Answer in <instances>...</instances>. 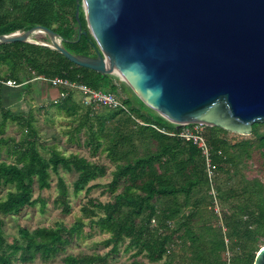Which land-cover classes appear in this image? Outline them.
Segmentation results:
<instances>
[{"label":"trees","instance_id":"1","mask_svg":"<svg viewBox=\"0 0 264 264\" xmlns=\"http://www.w3.org/2000/svg\"><path fill=\"white\" fill-rule=\"evenodd\" d=\"M75 9L76 0H0V34L40 24L57 32L67 50L94 56L97 44L81 8L77 40ZM41 40L48 42L47 36ZM39 77L58 89L49 107L66 116L67 142L90 156L103 154L113 165L104 187L109 199L88 195L96 186L90 182L105 175L106 166L42 141L32 112L2 103L0 84V215L20 214L36 204L44 212L50 200L33 195L35 189L51 188L52 172L57 175L52 206L69 214L70 187L59 169L75 173L74 195L88 196L72 224L20 225L11 242L0 216V264L47 262L65 253L85 227L107 234L100 241L107 250L67 252L63 264H108L121 247L130 252L127 264H254L264 245V122H254L249 134L203 127L218 214L201 150L179 137L180 127L146 105L125 81L42 44L0 43V79L30 90ZM55 77L109 92L121 105L85 104L78 88L53 85ZM9 123L17 125L19 137L6 134Z\"/></svg>","mask_w":264,"mask_h":264},{"label":"water","instance_id":"2","mask_svg":"<svg viewBox=\"0 0 264 264\" xmlns=\"http://www.w3.org/2000/svg\"><path fill=\"white\" fill-rule=\"evenodd\" d=\"M97 44L94 56L67 50L36 24L0 43L51 47L80 66L125 81L177 126L202 123L249 134L264 122V0H76ZM43 33L48 42L33 41ZM254 264H264V245Z\"/></svg>","mask_w":264,"mask_h":264},{"label":"rangeland","instance_id":"3","mask_svg":"<svg viewBox=\"0 0 264 264\" xmlns=\"http://www.w3.org/2000/svg\"><path fill=\"white\" fill-rule=\"evenodd\" d=\"M44 36L43 33H35L32 35V39L33 41L44 42L41 40ZM42 78L43 77H39L38 79L33 80L31 82L30 90L27 89L26 84L24 83L17 86L3 85L4 87H10L4 88L3 93L9 91L10 95H13L6 96L5 99L2 97V103L16 112H22L25 114L32 112L33 116L36 118L35 123L36 126H38L42 141L55 144L58 149L66 154L77 152L79 155H84L93 160H97L99 163H103L106 166V173L95 181L90 182V184H96V186L91 189L88 195L94 196L103 202L107 201L109 199V194L104 191V187L111 178L113 165L103 154L99 157L90 156L87 149L76 147L67 142L66 135L64 134L66 128L64 120L66 119V116L63 113H58L54 107H49L50 102L55 100L58 95V89L56 87L48 86V83ZM6 134L14 135L17 138L20 135V131L15 123H9L6 126ZM59 170L60 175L70 187L69 198L72 205L71 212L69 214H63L58 208L52 206L51 200L55 195V183L57 179V175L52 172L51 188L42 191L37 189L34 190V197L41 195L50 200L46 205L44 212L40 210L39 204H36L34 207L23 209L20 214L0 215L4 219V232L9 242L17 236V228L20 225H25L29 228L38 225H56L57 223L70 225L76 217L81 216L80 205L86 201L88 196L85 191L80 192L78 195H74L71 183L75 177V173H70L63 169ZM106 236V233L99 232L97 229L90 230L88 227H85L83 236L69 245L65 253H77L80 251L91 252L94 250L104 253L107 248L103 247L100 244V241ZM122 249L123 247H121L120 253L117 256L109 260L108 264H127L130 252H124ZM65 253L60 254L47 262L36 259L33 262L25 264H63L62 257Z\"/></svg>","mask_w":264,"mask_h":264},{"label":"built area","instance_id":"4","mask_svg":"<svg viewBox=\"0 0 264 264\" xmlns=\"http://www.w3.org/2000/svg\"><path fill=\"white\" fill-rule=\"evenodd\" d=\"M50 82L53 85L63 84L74 88H78L83 94V101L85 104L101 103V104H106L110 107H116L121 105L117 97H115L113 94L109 92L92 89L87 85L80 83H72L67 80H62L61 78L58 77L51 79ZM0 84L5 86H17L20 85L21 83H15V81H13L12 79H0ZM204 126L205 125L202 123L182 124L179 125L180 129L177 132V135L181 137L183 140L190 141L192 144H194L201 150V153L205 159L206 172L211 186L210 193L214 198V204H215L214 209L218 214H220V208L216 198V192L214 190V181H213L214 172H215L214 165L210 160L209 145L206 141L205 136L203 135ZM170 134L173 135L175 134V132H170Z\"/></svg>","mask_w":264,"mask_h":264},{"label":"crops","instance_id":"5","mask_svg":"<svg viewBox=\"0 0 264 264\" xmlns=\"http://www.w3.org/2000/svg\"><path fill=\"white\" fill-rule=\"evenodd\" d=\"M4 88H10V87H2V90H1V96L3 97V99H5L6 96H11V95H13V94L10 95V92H9V91H7V92L5 91L6 93H5V92L3 93V89H4ZM11 88H12V87H11ZM17 94H18V93H17Z\"/></svg>","mask_w":264,"mask_h":264}]
</instances>
